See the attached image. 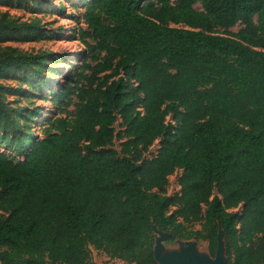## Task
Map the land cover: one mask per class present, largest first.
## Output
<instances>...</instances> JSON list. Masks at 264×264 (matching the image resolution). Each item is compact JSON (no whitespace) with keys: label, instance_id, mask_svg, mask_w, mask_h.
Here are the masks:
<instances>
[{"label":"trees","instance_id":"obj_1","mask_svg":"<svg viewBox=\"0 0 264 264\" xmlns=\"http://www.w3.org/2000/svg\"><path fill=\"white\" fill-rule=\"evenodd\" d=\"M82 3L85 49L45 121L2 81L42 91L56 58L4 45L45 35L0 11V264H157V231L214 257L220 230L228 264H264V0Z\"/></svg>","mask_w":264,"mask_h":264},{"label":"rangeland","instance_id":"obj_2","mask_svg":"<svg viewBox=\"0 0 264 264\" xmlns=\"http://www.w3.org/2000/svg\"><path fill=\"white\" fill-rule=\"evenodd\" d=\"M84 0H46L40 1L37 6H0L1 12H7L13 18L22 22L38 20L41 25L42 33L45 35L38 41L23 42L22 39L15 38L7 40L4 45L14 47L22 52L37 54L46 52L56 58L57 63L52 65L50 61L47 66L56 71L57 74L51 77L46 76L47 87L40 91L33 89L24 83L20 76L10 77L2 83L7 88L6 99L11 106H21L31 110H38L39 120L45 121L49 117L59 116V102L52 101L51 93L61 87L71 65H79L81 54L85 47L78 38L77 31L80 27L85 28L81 21V14L84 11ZM62 6V7H61ZM60 7L63 8L60 10ZM199 9V6H196ZM240 27L232 28V32H237ZM52 56V57H53ZM51 57V58H52ZM48 74V72H47ZM51 75V74H50ZM73 110V108H71ZM44 127L39 122L34 124V132L41 134ZM116 134H120L122 129L119 122L115 124ZM123 140L117 137L113 144V149L120 153ZM160 140L156 141L146 153V158H152L159 148ZM180 172L169 177L166 193L173 196L179 192L177 179ZM198 229V226H195ZM156 237H159L156 234ZM175 243L167 241L164 243L166 248H170ZM197 246L203 252L209 254L207 245L204 242H197ZM94 264H121L118 260H111L104 253L91 249Z\"/></svg>","mask_w":264,"mask_h":264},{"label":"water","instance_id":"obj_3","mask_svg":"<svg viewBox=\"0 0 264 264\" xmlns=\"http://www.w3.org/2000/svg\"><path fill=\"white\" fill-rule=\"evenodd\" d=\"M153 248L154 260L157 264H228L225 253L224 233L222 230L218 233L217 249L215 256L204 252L203 256L197 253L200 250L196 241L176 240L172 247L166 248L164 243L170 241V235L157 231ZM175 246H180L181 251H172Z\"/></svg>","mask_w":264,"mask_h":264},{"label":"bare ground","instance_id":"obj_4","mask_svg":"<svg viewBox=\"0 0 264 264\" xmlns=\"http://www.w3.org/2000/svg\"><path fill=\"white\" fill-rule=\"evenodd\" d=\"M181 247L180 246H175L173 247L171 250L172 251H181ZM197 253L200 255V256H203L204 255V252L202 250H197Z\"/></svg>","mask_w":264,"mask_h":264}]
</instances>
